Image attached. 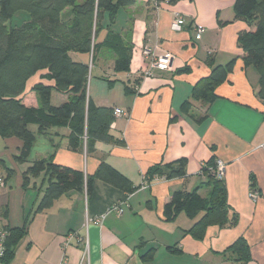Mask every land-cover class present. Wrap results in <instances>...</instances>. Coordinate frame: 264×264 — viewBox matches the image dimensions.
Instances as JSON below:
<instances>
[{
    "label": "crops",
    "instance_id": "0c3cea01",
    "mask_svg": "<svg viewBox=\"0 0 264 264\" xmlns=\"http://www.w3.org/2000/svg\"><path fill=\"white\" fill-rule=\"evenodd\" d=\"M234 4L235 0H181L175 5L160 2L155 8L153 0H135L134 5L119 10L115 22L106 15L96 43L103 44L111 32L120 34L132 48L129 73L115 72L114 54L106 47L94 62L92 54L72 53L74 61L91 67L88 93L95 104L129 112V117L118 119L111 130L125 144L98 142L91 154L86 149L73 152L68 145L70 130L53 128L38 135L27 161L18 163L22 142L5 139L14 174L0 190V227L26 228L10 264H59L64 253L67 264H156L159 256H164L159 264H232L226 251L240 238L249 246L247 264H264V104L256 96L257 71L240 58L238 34L248 26L234 19ZM177 14L186 19L181 31L172 29ZM62 17L68 22L71 10ZM196 26L205 29L200 40ZM144 47L154 49L157 55L171 52L173 70L155 71L154 77L142 80L135 95L127 88L146 67ZM234 59L233 71L216 88L210 104L192 99L194 86L208 77L213 67ZM186 67L188 72H179ZM39 81L36 76L28 84L27 106H38L31 89ZM53 98L54 105H60L69 97L54 92L52 102ZM186 101L192 103L187 114L181 110ZM31 129L37 132L36 127ZM50 158L85 176L95 174L100 163L106 162L127 177L133 188L142 185V177L154 165L182 158L188 161L187 176L160 179L133 194L96 179L90 196L86 188L70 191L52 208L36 212L48 182L43 174L27 175L26 179L24 174L34 162ZM211 159L226 164L229 216L236 214L238 223L223 228L212 225L198 240L188 232L204 213L194 219L181 213L167 221L164 207L176 191L199 189L203 197L208 195L210 187L201 169ZM252 184L260 193L256 202L250 198ZM126 199L122 216L108 213ZM104 215L101 224L93 223ZM72 233L87 236L86 259L83 246L73 241L65 247ZM146 254L149 256L144 259Z\"/></svg>",
    "mask_w": 264,
    "mask_h": 264
},
{
    "label": "trees",
    "instance_id": "16d2710c",
    "mask_svg": "<svg viewBox=\"0 0 264 264\" xmlns=\"http://www.w3.org/2000/svg\"><path fill=\"white\" fill-rule=\"evenodd\" d=\"M175 5L181 0H157ZM135 0H0V138H16L22 142L18 163L27 161L38 135H46L53 128H68L70 150H85L91 154L98 142L124 145L123 139L111 134V126L116 121L115 109L95 104L88 93L91 75L89 64L76 62L72 53L92 54L93 62L102 47L112 50L116 73H129L132 61V48L120 34L110 33L103 44L96 40L101 23L106 15L115 22L120 9L134 5ZM71 10L68 22L63 13ZM19 12H27L31 18L20 27L9 23ZM234 19L247 24L248 30L238 34L237 43L241 50L240 58L246 66H252L259 75L257 98L264 104V0H235ZM236 59L225 66L213 67L208 77L201 79L193 89L192 99L210 104L216 97V88L228 80ZM208 63H212L211 58ZM189 68L179 70L188 72ZM36 76L40 81L31 91L36 93L38 106H27L25 94L30 80ZM141 77L135 80L128 90L137 94ZM67 95L69 98L60 105L52 102L53 93ZM192 103L186 101L182 112L187 114ZM35 126L37 132L31 128ZM216 159L203 165L202 176L207 178L210 187L203 197L199 189L192 192L176 191L168 198L164 207V217L174 221L185 213L189 218L203 217L188 232L194 239L202 240L206 230L212 225L220 228L234 226L238 216H229L225 181L216 178L214 170ZM188 161L178 159L168 164L151 167L145 176L149 183L155 179L172 180L187 176ZM14 174L0 157V176L5 182ZM47 179L43 197L36 212L53 207L55 202L70 191L93 192L96 179L115 186L128 194L141 187L132 186L130 180L106 162H101L93 175L57 165L53 159L40 160L24 174ZM5 175V176H3ZM251 189L257 190L255 184ZM10 235L6 244L5 264L14 258L19 241L26 235V228L8 230ZM232 264H247L251 258L249 246L243 238L238 239L226 251ZM149 255L143 258L147 259Z\"/></svg>",
    "mask_w": 264,
    "mask_h": 264
},
{
    "label": "built area",
    "instance_id": "2783aa9c",
    "mask_svg": "<svg viewBox=\"0 0 264 264\" xmlns=\"http://www.w3.org/2000/svg\"><path fill=\"white\" fill-rule=\"evenodd\" d=\"M155 8H158L160 5L157 0H153ZM186 25V19L182 17L181 15H176L175 20L172 23V29L174 31H181L183 27ZM196 31V38L198 40L201 39L202 33L204 32V28L200 26L195 27ZM143 57L147 60V64L144 70H142L140 76L141 79H147L154 77L155 71H172L173 70V61H174V55L171 52H163L159 55H157L156 51L150 47H144L142 51ZM138 89V87L136 88ZM129 117V112L124 111L121 109H115V118L116 121L121 118H128ZM116 121L112 124L111 129H114L116 126ZM216 178L220 180H224L226 176V164L222 160H217L216 161V167L214 170ZM160 179H155L152 183H149L147 181L146 176L144 175L142 177V185L140 186V189H147L149 188L154 182L158 181ZM5 185V179L0 176V190L4 187ZM260 197V193L258 190L252 189L250 192V198L252 201L256 202ZM127 206V199L126 201H119L118 203L114 204L108 213H115L118 216H122L124 214L125 207ZM105 218L104 216L98 217L93 220L94 224H101L102 220ZM9 238V231H8V226L5 224H2L0 227V264H5L4 263V258L6 255V244ZM75 242L79 246H83L84 249V259L88 257L89 254V243H88V238L87 236H79L77 233H72L68 235L66 242H65V247L68 246L70 243ZM83 259V260H84ZM59 264H67V257L66 254L64 253L62 256V259Z\"/></svg>",
    "mask_w": 264,
    "mask_h": 264
},
{
    "label": "rangeland",
    "instance_id": "374dc122",
    "mask_svg": "<svg viewBox=\"0 0 264 264\" xmlns=\"http://www.w3.org/2000/svg\"><path fill=\"white\" fill-rule=\"evenodd\" d=\"M31 18L30 14L27 12H19L18 14H16L14 16V18L11 20V22L9 23L11 26L13 27H20L24 24V22H26L27 20H29ZM205 32V29H204ZM204 32L202 33V35L204 34ZM92 78V75H90V79ZM89 79V80H90ZM54 98H53V104H54ZM33 129H35V126H33ZM6 141L3 138H0V157L6 162L7 167L10 166L12 159H9V157L6 155ZM10 168V167H9ZM164 256H159L158 261L156 262V264H159V262L161 260H163Z\"/></svg>",
    "mask_w": 264,
    "mask_h": 264
}]
</instances>
